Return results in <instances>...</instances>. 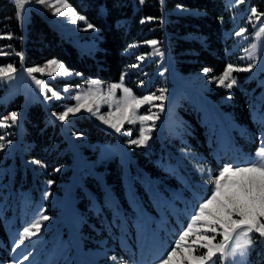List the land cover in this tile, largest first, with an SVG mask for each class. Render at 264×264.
<instances>
[{
    "label": "rangeland",
    "instance_id": "374dc122",
    "mask_svg": "<svg viewBox=\"0 0 264 264\" xmlns=\"http://www.w3.org/2000/svg\"><path fill=\"white\" fill-rule=\"evenodd\" d=\"M162 1L160 0L161 3ZM223 1L231 14L233 28L236 31L234 33L236 44L242 48L243 54L239 59L244 67L249 64L255 65L252 71L244 72L247 75L244 79L254 80L259 88V91L252 95L250 104L251 117L258 123L260 129L256 142L244 133L243 125L237 124L229 113L220 110L218 103L208 96L217 89L230 90L233 86L236 87L239 83L238 78L234 77L236 83L228 88L220 86V83L213 85L206 79L204 73L182 74L174 68L165 42L162 44L157 42L155 47L146 43L148 53L140 55L136 59V67L127 68L122 75L123 86L131 89L137 97L159 95L160 89H166L163 111L155 106L160 101H154L153 105H142L137 111V115H145L151 108L153 113H159L154 126L152 121L147 122V126L153 130L151 138L144 146L130 143L139 138L141 126L139 121L134 124L125 121L121 132L116 133L98 119L101 115L108 118L111 111L113 113L111 119L117 120V108L122 106L117 101L124 97L120 89L115 90V96L111 100H98L93 103L95 114L81 108L79 112L69 114L64 122L56 119V116L63 113L67 107L76 106L78 101L74 97L77 95L98 97L101 93L107 94L108 86L121 83L122 76L115 83L107 84L98 78H89L84 82L79 80L81 75L53 59L64 66L62 70L52 66L29 76L26 71L28 68L20 66L15 67L17 71L14 79L0 81V87L3 88L0 103L6 104L16 96H21L17 123L0 129V136H3L0 140V184L4 187L0 214L5 224L8 242L5 249L0 247V264H21V261L23 264H154L157 257L175 246L181 231L190 222L193 211L211 194L213 187L211 180L219 171L229 164L242 166L255 157L261 143L264 142V42L256 38L259 26L264 22V12H258L261 14L258 20L252 16L253 8L248 7V0L243 4H236L235 0ZM31 10L40 14L80 53L93 54L96 46L92 40L93 33L91 28L87 27L86 21L72 24L68 16L54 15V9L38 5L34 0H31L22 18H18L22 34H25ZM241 29L245 30L244 33L237 36L236 33ZM85 35L89 38L84 39ZM253 45L256 47L253 48ZM137 48V45L134 46V49ZM141 57L143 59H140ZM48 62L30 68H44ZM65 71L67 75L64 74ZM131 75L135 77L131 78ZM35 80L44 81V89L37 86ZM93 80L101 83L90 85L89 82ZM127 81H131L130 84ZM34 103L41 105L49 124L57 125L65 142V149L71 157L70 166L60 167L50 174L46 172L44 166L38 165L35 161H25L21 157L24 149L19 144L21 120L27 107ZM187 109L194 112L199 123L204 126L205 146L211 148L209 158H202L201 155L187 152L184 148L188 122L182 112H187ZM83 117L108 131L114 139L103 143H89L87 138L78 132L79 121ZM7 123L11 124V121ZM153 143H158L159 148L163 150L156 152L154 162L162 171L171 175L170 177L176 181L177 188L162 182L160 192L149 189L146 198L144 197L147 204L145 207L131 183L130 165L133 162L131 152L133 148L149 150L148 147ZM16 156L19 157V164L16 162ZM111 160H116L120 166L125 200L133 215L129 217L130 226L120 223L118 244L133 255L132 259L129 254L122 255L119 260L115 259L108 252L109 248L113 249L112 244H106L108 243L106 240L93 238L91 233L84 232L82 230L84 218L75 207V184H82L86 174L102 179L103 172L100 173L97 169ZM17 165L24 171L25 167L29 171L31 178L29 190H22L19 186L15 189L12 186L13 170ZM67 171H71V175L65 174ZM54 176H58L60 180ZM38 178L40 180L36 182L35 179ZM147 199L152 201L148 202ZM44 215L48 217L47 220L41 219ZM37 220L41 226L38 235L26 240L17 248L19 233ZM106 226L111 235V228L108 224ZM131 227L132 230H129ZM220 239L221 237H217V240ZM6 252L8 258L5 256ZM25 256L28 257L27 260H24ZM236 261H239V257ZM246 261L248 264V257ZM229 264L234 262L230 260Z\"/></svg>",
    "mask_w": 264,
    "mask_h": 264
},
{
    "label": "trees",
    "instance_id": "16d2710c",
    "mask_svg": "<svg viewBox=\"0 0 264 264\" xmlns=\"http://www.w3.org/2000/svg\"><path fill=\"white\" fill-rule=\"evenodd\" d=\"M67 3L85 18L87 25L93 26L92 40L96 48L92 55L80 53L33 10L29 12L26 31L22 34L16 5L12 0H0V37L11 36V39H0V52L6 53L0 55V66L12 64L16 68H30L55 59L81 75L80 81L98 78L107 84L115 83L127 68L135 65L140 55L148 53L145 44L155 40L160 44L165 42L175 69L185 75L204 73L213 85L219 84L218 78L228 65L244 67L239 59L243 54L242 48L236 44L231 14L223 0H163L162 3L160 0H143V3L141 0H67ZM247 5L264 12V0H248ZM88 38V35L84 36V39ZM136 45L138 48L134 49ZM232 76L238 78L236 87L217 89L208 96L218 103L220 110L229 113L237 124L243 125L244 133L256 142L260 129L251 117L250 104L252 95L259 88L254 80L244 79L247 76L244 72H233ZM228 82L225 81V85ZM2 93L3 88L0 87V96ZM20 102L21 96H16L6 104L0 103V119L12 112L17 113L21 109ZM182 114L188 122L184 148L187 152L209 158L211 148L205 146L204 126L191 110L187 109ZM79 126L80 130L77 131L89 143L114 139L112 134L88 118L83 117ZM20 127L19 144L24 148L22 159L44 166L48 174L60 167L70 166L71 157L59 129L57 125L47 122L40 104L27 107ZM159 147L158 143H153L149 150L133 148L131 152V183L145 207L144 197L149 189L160 192L162 182L177 188L171 175L154 162L157 153L163 151ZM16 162L19 164L18 156ZM97 171L103 172L102 179L86 174L82 184H75V207L84 218L82 230L91 233L93 238L112 244L113 249L109 248L108 252L115 259L128 254L131 257L133 255L118 244L120 223L130 226L129 217L133 216L125 200L120 166L116 160H111L99 166ZM65 174L71 175V171ZM54 178L60 180L58 176ZM11 180L15 189L18 186L25 191L30 189L31 178L26 167L24 171L17 165ZM39 180L35 179L36 182ZM3 196L4 187L0 184V202ZM106 224L111 228V235ZM5 246H8L7 234L0 214V247L5 249ZM5 256L8 258L7 252ZM248 264H264V244L257 243L248 256Z\"/></svg>",
    "mask_w": 264,
    "mask_h": 264
},
{
    "label": "snow or ice",
    "instance_id": "6c2138e0",
    "mask_svg": "<svg viewBox=\"0 0 264 264\" xmlns=\"http://www.w3.org/2000/svg\"><path fill=\"white\" fill-rule=\"evenodd\" d=\"M14 2L17 6V17L22 18V14L31 0H14ZM34 2L54 9V15L68 16L69 22L72 24L85 19L72 9L67 0H34ZM141 2L143 3V0ZM244 2L245 0H235L236 4H243ZM251 13L259 20L261 14L258 13L257 9L253 8ZM87 27L92 28L93 26L88 24ZM244 31V29H241L236 35L241 36ZM3 38L11 39V36L0 37V39ZM256 38L264 42V22H261ZM147 43L155 47L157 41L151 40ZM255 47L256 45H253V48ZM157 53L159 54L158 49ZM0 54L6 53L0 52ZM52 66L61 70L64 67L53 60L49 61L44 68H28L26 71L29 76H32L33 73L43 72L46 68ZM133 67H136V65H133ZM254 67L253 64L246 67L228 65L218 78L220 86L231 88L236 83L235 78L232 76L233 72H250ZM16 71L12 64L0 66V81L14 79ZM205 71L207 72V70ZM64 74L67 75L68 73L65 71ZM123 80L124 77L122 76L121 83L109 85L107 94L101 93L98 97L94 95L84 97L77 95L74 97L78 101L76 106L67 107L63 113L56 116V119L64 122L69 114H75L81 108L93 112V103L98 100H111L115 96V90L120 89L124 93V97L122 100L117 101L118 104H122L121 107L117 108V120L113 121L111 119L113 116L111 111L108 113V118L101 115L98 119L116 133L121 132L125 121L129 124L139 121L141 125L139 138L130 141V143L136 146L146 145L153 130L152 127L147 126V122L152 121L154 126L155 121L159 118V113H153L151 108H149L148 114L145 115H137V111L142 105H153L154 101H160L155 106L163 111L166 89H160L159 95L152 94L137 97L131 89L123 86ZM225 81L229 82L225 85ZM35 83L41 89H44V81L35 80ZM89 83L90 85H99L101 82L93 80ZM53 94L55 95V93ZM82 100L84 102L80 103ZM96 110L98 111V105ZM9 120L11 124L7 123ZM16 123L17 113L12 112L9 116L0 119V129L8 128ZM2 139L3 136H0V140ZM211 184L213 186L211 194L204 198L199 203L198 208L193 211L190 222L181 231L179 239L175 241V246L157 257L154 264H229L230 260L234 264H247L246 257L251 254L257 243L264 244V142L261 143L255 157L248 163L242 166L226 165L211 180ZM41 219L47 220L48 217L44 215ZM40 230L39 220L25 227L19 233L16 247L19 248L26 240H31L37 236ZM217 237H221V239L217 240ZM237 257H239V261H236ZM27 259L28 257L25 256L24 260ZM21 264H23V261H21Z\"/></svg>",
    "mask_w": 264,
    "mask_h": 264
}]
</instances>
